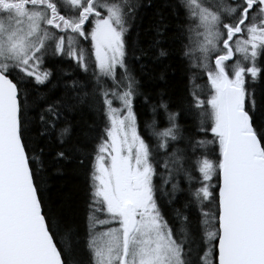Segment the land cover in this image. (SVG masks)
I'll return each instance as SVG.
<instances>
[{
  "label": "snow or ice",
  "instance_id": "obj_1",
  "mask_svg": "<svg viewBox=\"0 0 264 264\" xmlns=\"http://www.w3.org/2000/svg\"><path fill=\"white\" fill-rule=\"evenodd\" d=\"M144 6L0 0V264H264V0H165L178 23L161 13L147 48L129 40ZM170 30L178 47H161ZM153 49L154 60L176 54L185 64L181 105L196 121L185 134L161 91L146 125L155 143L139 131L134 101L151 97L130 63L143 70ZM57 61L90 78L65 82L50 99L53 75H72ZM86 103L103 127L92 125L84 144L63 147L71 126L57 128L58 121ZM54 133L62 147L52 159L70 161L72 153L81 167L87 162L83 247L47 195ZM180 174L189 186L185 209L194 207L197 219L176 210L174 229L157 193L168 183L173 194L184 191Z\"/></svg>",
  "mask_w": 264,
  "mask_h": 264
},
{
  "label": "trees",
  "instance_id": "obj_2",
  "mask_svg": "<svg viewBox=\"0 0 264 264\" xmlns=\"http://www.w3.org/2000/svg\"><path fill=\"white\" fill-rule=\"evenodd\" d=\"M139 3L145 5L139 9L136 16L135 23L131 28L129 40H138L140 47L147 48L149 41L154 37L153 29L158 24L160 14L165 17L166 23H169L173 27L178 21L172 19L169 15L167 8L164 7L165 0H139ZM151 6H147V5ZM173 35L170 30L161 47L172 48L173 46L170 37ZM187 42V41H185ZM155 54V50H149V58L144 60L146 65L143 70L135 62L130 63L135 68V75L141 84V91L151 97V99L145 103L144 96H138L134 101V109L137 113V120L139 125V131L143 138L155 143L152 137V130L146 125H150L154 119L152 112V105L159 102L161 91H165V101L170 102V111L179 113L177 117V124L180 125L185 134L194 130L196 123L194 115L186 112L182 105V98L186 96L185 86L188 83L187 73L185 72V64L177 58L174 54L168 58H160L158 60L152 59ZM60 66L72 73L71 76H63L57 80V76L54 74L51 78L57 87L50 94V99L59 97L64 91L65 82L71 83L72 80H87L90 76L85 74L78 68L73 67L71 61H57ZM91 71V70H90ZM163 76V79H161ZM197 84L203 85V80H197ZM50 84L40 86V91H48ZM102 116L98 115L93 107H90L87 103L77 108L73 112H64V117L58 121L56 127H64L65 124L71 126V132L67 137L66 144L63 147H68L76 144L85 143V133L94 135L92 125H96L97 130L103 127ZM155 119L159 122L160 128L167 127L164 115L162 112H158ZM53 152L45 158L47 165L46 175L48 176V197L61 205L65 217L71 222L77 229V234L81 240V247H83V241L86 239V206L88 200V181L86 176V166L81 167L77 163L76 155L70 153L73 158L70 161L52 159L54 152L58 150L61 145L56 142L55 133L52 137L51 143ZM180 147H184L183 142L179 143ZM158 181V180H157ZM184 191L178 193H167L165 200L162 199L161 206L163 214L166 220L173 226L178 228L180 225L177 220L176 210H180L181 215H187L189 219L194 223L197 219L196 209L194 207L185 209V205L189 203L188 192L182 187ZM162 198V197H161ZM75 239V236L72 237Z\"/></svg>",
  "mask_w": 264,
  "mask_h": 264
},
{
  "label": "rangeland",
  "instance_id": "obj_3",
  "mask_svg": "<svg viewBox=\"0 0 264 264\" xmlns=\"http://www.w3.org/2000/svg\"><path fill=\"white\" fill-rule=\"evenodd\" d=\"M81 44H82V46H84V47H88L89 45H88V43L87 42H81ZM203 84H204V81H203ZM114 106H117L118 107V105H114ZM173 147H180L179 146V144H176V145H173ZM169 152H171V148H169V150H168ZM164 158H165V153L161 150V152H160V154H159V159H160V167H162L163 168V162H164ZM171 166V165H170ZM158 171H159V169H158ZM165 175L167 176V173H165ZM173 175H175V173H173ZM176 180H179L180 181V188L182 189V187L188 192V184L183 180V176H182V174H180L179 176H176ZM157 182V184H159L160 183V181L158 180V181H156ZM173 182H175V181H173ZM160 193V196L162 197V199L163 200H165V198H166V194L167 193H171V194H173L172 193V191H171V183H168V184H164L163 185V188H162V192H159ZM176 193H178V192H176ZM160 203V202H159ZM101 219H103L104 217L103 216H101L100 217ZM169 223V222H168ZM169 225H170V223H169ZM171 227H173L172 225H170ZM98 231H104L105 229L103 228V227H98V229H97Z\"/></svg>",
  "mask_w": 264,
  "mask_h": 264
},
{
  "label": "flooded vegetation",
  "instance_id": "obj_4",
  "mask_svg": "<svg viewBox=\"0 0 264 264\" xmlns=\"http://www.w3.org/2000/svg\"><path fill=\"white\" fill-rule=\"evenodd\" d=\"M159 171H163V168L162 167H159ZM157 199H158V204L160 205V207H161V212H162V214H163V209H162V206H161V201H162V198H161V196H160V193L158 192L157 193ZM160 202V203H159ZM163 216H164V214H163ZM165 218V217H164ZM165 220H166V218H165ZM171 225V224H170ZM175 229V228H174Z\"/></svg>",
  "mask_w": 264,
  "mask_h": 264
}]
</instances>
